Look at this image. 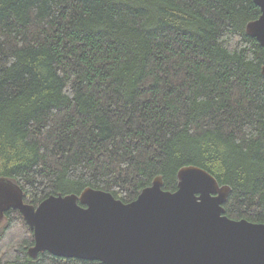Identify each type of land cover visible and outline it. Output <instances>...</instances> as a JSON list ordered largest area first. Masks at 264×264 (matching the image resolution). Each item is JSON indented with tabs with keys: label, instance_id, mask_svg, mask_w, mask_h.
<instances>
[{
	"label": "trees",
	"instance_id": "obj_1",
	"mask_svg": "<svg viewBox=\"0 0 264 264\" xmlns=\"http://www.w3.org/2000/svg\"><path fill=\"white\" fill-rule=\"evenodd\" d=\"M255 0H0V176L38 205L88 186L124 202L196 164L264 223V46ZM0 264H105L29 254L17 209Z\"/></svg>",
	"mask_w": 264,
	"mask_h": 264
},
{
	"label": "water",
	"instance_id": "obj_2",
	"mask_svg": "<svg viewBox=\"0 0 264 264\" xmlns=\"http://www.w3.org/2000/svg\"><path fill=\"white\" fill-rule=\"evenodd\" d=\"M255 1L261 15L246 30L264 46V0ZM177 175V190H166L158 175L131 202L88 186L38 205L0 176V221L10 209L22 213L34 232L33 258L49 251L105 264H264V223L227 215L231 186L196 164Z\"/></svg>",
	"mask_w": 264,
	"mask_h": 264
},
{
	"label": "rangeland",
	"instance_id": "obj_3",
	"mask_svg": "<svg viewBox=\"0 0 264 264\" xmlns=\"http://www.w3.org/2000/svg\"><path fill=\"white\" fill-rule=\"evenodd\" d=\"M3 222H4V221H2V220L0 221L1 224H2Z\"/></svg>",
	"mask_w": 264,
	"mask_h": 264
},
{
	"label": "flooded vegetation",
	"instance_id": "obj_4",
	"mask_svg": "<svg viewBox=\"0 0 264 264\" xmlns=\"http://www.w3.org/2000/svg\"><path fill=\"white\" fill-rule=\"evenodd\" d=\"M6 214V213H5ZM4 218V217H3ZM3 220V219H2Z\"/></svg>",
	"mask_w": 264,
	"mask_h": 264
}]
</instances>
